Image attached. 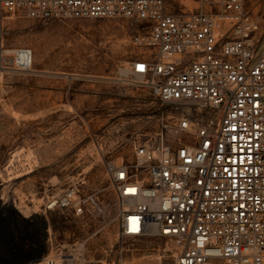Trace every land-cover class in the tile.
<instances>
[{
  "label": "built area",
  "instance_id": "2783aa9c",
  "mask_svg": "<svg viewBox=\"0 0 264 264\" xmlns=\"http://www.w3.org/2000/svg\"><path fill=\"white\" fill-rule=\"evenodd\" d=\"M166 1L0 0L11 17L145 22L135 44L150 57L129 74L167 110L156 133L105 162L107 188L74 182L47 199V244L32 264H104L91 241L111 227L122 242H165L174 264H264V18L247 14L243 0H198L187 16ZM21 53L32 56L17 50L12 64L26 70ZM49 215L95 230L54 241Z\"/></svg>",
  "mask_w": 264,
  "mask_h": 264
},
{
  "label": "rangeland",
  "instance_id": "374dc122",
  "mask_svg": "<svg viewBox=\"0 0 264 264\" xmlns=\"http://www.w3.org/2000/svg\"><path fill=\"white\" fill-rule=\"evenodd\" d=\"M166 2L175 15L199 10L198 0ZM243 4L247 14L264 18V0ZM145 28V22L121 17L39 21L0 14V208L12 204L16 210L27 232L24 247L31 240L38 248L47 244L49 197L74 182H83L85 192L107 188L105 162L129 155L134 139L159 130L164 104L129 74L133 63L150 57L149 49L135 44ZM17 50L31 52L29 70L12 64ZM104 201L113 214L109 190ZM48 220L54 241L71 242L95 230L90 222L67 224L53 215ZM91 242L104 264L175 260L165 242H122L112 227ZM4 248L0 237V251Z\"/></svg>",
  "mask_w": 264,
  "mask_h": 264
},
{
  "label": "flooded vegetation",
  "instance_id": "af4514ba",
  "mask_svg": "<svg viewBox=\"0 0 264 264\" xmlns=\"http://www.w3.org/2000/svg\"><path fill=\"white\" fill-rule=\"evenodd\" d=\"M0 226L2 227L0 237L6 244V248L0 251V260L4 262L20 261L34 254H42L44 251L45 244L43 248H38L33 245L32 240L24 247L27 244V232L23 230L11 208H0Z\"/></svg>",
  "mask_w": 264,
  "mask_h": 264
},
{
  "label": "water",
  "instance_id": "95a60500",
  "mask_svg": "<svg viewBox=\"0 0 264 264\" xmlns=\"http://www.w3.org/2000/svg\"><path fill=\"white\" fill-rule=\"evenodd\" d=\"M15 211H16L15 209H12V212ZM40 258H41V254H37V255L34 254L32 256L26 257L24 260L15 261V262H4L0 260V264H32L39 261Z\"/></svg>",
  "mask_w": 264,
  "mask_h": 264
},
{
  "label": "bare ground",
  "instance_id": "6f19581e",
  "mask_svg": "<svg viewBox=\"0 0 264 264\" xmlns=\"http://www.w3.org/2000/svg\"><path fill=\"white\" fill-rule=\"evenodd\" d=\"M20 55H21V62H22V64H25L27 66L30 63L29 67H26V70H29L30 67H31V65L33 64L32 63V57L29 56L28 53H21ZM11 208H12V204H11ZM22 221L25 222V223L28 222V221H26L24 219Z\"/></svg>",
  "mask_w": 264,
  "mask_h": 264
}]
</instances>
